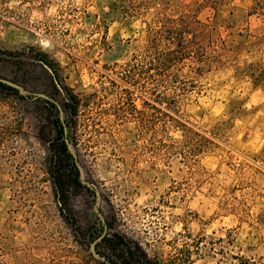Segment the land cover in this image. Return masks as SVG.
<instances>
[{"label":"rangeland","instance_id":"obj_1","mask_svg":"<svg viewBox=\"0 0 264 264\" xmlns=\"http://www.w3.org/2000/svg\"><path fill=\"white\" fill-rule=\"evenodd\" d=\"M263 33L255 0H0V264H264V90L237 74Z\"/></svg>","mask_w":264,"mask_h":264},{"label":"trees","instance_id":"obj_2","mask_svg":"<svg viewBox=\"0 0 264 264\" xmlns=\"http://www.w3.org/2000/svg\"><path fill=\"white\" fill-rule=\"evenodd\" d=\"M256 9L264 11V0H255ZM260 40L264 42V33L260 36ZM50 70L54 73L55 77V86L59 90H64V96L66 100V105L69 109V111L72 112V114H76L78 102L72 93H68V88L66 86L61 85L57 80V74L55 73V70L53 69V66L50 63H47ZM237 74L241 77H248L252 80L253 84L256 87H261L264 90V60H257L254 62H250L244 66H241L237 69ZM0 86L9 89V90H16L13 86L0 81ZM58 122V134H57V142L58 145L55 146V150H52V157H51V173L54 176V184L57 188V191L61 192L62 196L58 195V202L63 201V191L65 186V181L67 179V172H65L66 165L71 166V171L73 172V175H75V178L79 181L80 180V172L76 165L74 164V157L72 153L69 151L68 144L65 138V124L63 125L61 121L57 120ZM63 206V205H62ZM60 206V207H62ZM111 240V239H110ZM113 240V239H112ZM111 240V241H112ZM112 246V245H111ZM112 247H116L114 244ZM129 259L131 262H126V264H159L158 262L146 258V257H135L133 255L129 256Z\"/></svg>","mask_w":264,"mask_h":264},{"label":"water","instance_id":"obj_3","mask_svg":"<svg viewBox=\"0 0 264 264\" xmlns=\"http://www.w3.org/2000/svg\"><path fill=\"white\" fill-rule=\"evenodd\" d=\"M46 66H48V65H46ZM49 68V67H48Z\"/></svg>","mask_w":264,"mask_h":264}]
</instances>
